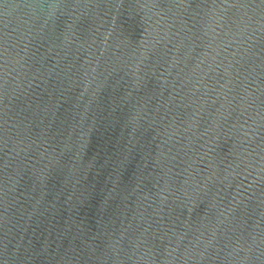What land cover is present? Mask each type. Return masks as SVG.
I'll return each instance as SVG.
<instances>
[{"label":"water","instance_id":"1","mask_svg":"<svg viewBox=\"0 0 264 264\" xmlns=\"http://www.w3.org/2000/svg\"><path fill=\"white\" fill-rule=\"evenodd\" d=\"M0 264H264V0H0Z\"/></svg>","mask_w":264,"mask_h":264}]
</instances>
